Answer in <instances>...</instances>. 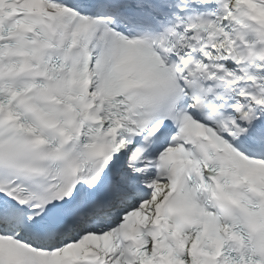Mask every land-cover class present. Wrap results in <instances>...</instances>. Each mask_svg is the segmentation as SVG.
<instances>
[{"label":"snow or ice","instance_id":"6c2138e0","mask_svg":"<svg viewBox=\"0 0 264 264\" xmlns=\"http://www.w3.org/2000/svg\"><path fill=\"white\" fill-rule=\"evenodd\" d=\"M0 264H264V0H0Z\"/></svg>","mask_w":264,"mask_h":264}]
</instances>
